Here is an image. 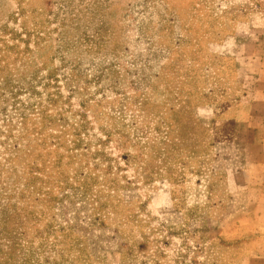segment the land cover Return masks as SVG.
<instances>
[{
	"label": "rangeland",
	"instance_id": "obj_1",
	"mask_svg": "<svg viewBox=\"0 0 264 264\" xmlns=\"http://www.w3.org/2000/svg\"><path fill=\"white\" fill-rule=\"evenodd\" d=\"M256 38L264 0H0L10 264L256 263L224 222L264 165Z\"/></svg>",
	"mask_w": 264,
	"mask_h": 264
},
{
	"label": "crops",
	"instance_id": "obj_2",
	"mask_svg": "<svg viewBox=\"0 0 264 264\" xmlns=\"http://www.w3.org/2000/svg\"><path fill=\"white\" fill-rule=\"evenodd\" d=\"M257 45L260 44V49H262V53L258 54V59L261 60L264 63V40H260L259 38H256ZM264 67V64H263ZM257 83L261 85V91L258 90V96L259 99H257L255 105H252L250 107L251 111V117L249 118V122H246L247 124H256L260 125L263 129L262 135L260 137H257L254 141L255 143L253 145H248V143L245 144V156H250L251 152V146L257 148V150L263 151V154H258V162L264 160V69L261 70V72L257 76ZM261 121H254V120H260ZM259 126V127H260ZM247 141V140H246ZM260 162V163H261ZM263 163V162H262ZM252 168H242V169H232L231 172H233L236 175L241 176H247L248 174H255V171H252ZM256 177H254V180H251L249 183H239V182H232L233 190H236V194L239 193H246L245 196L241 194L240 200V210L233 214L231 217L225 219V223H227V227L230 226V229L236 228L238 226V229L241 230L244 225H247L250 221H254L257 227L259 228L257 237H260V235L264 236V165H259L257 167L256 165ZM249 194V195H247ZM238 223L240 225H238ZM226 227V228H227ZM225 228V229H226ZM220 234H226V230H223ZM222 236V235H221ZM251 253L255 254V259L257 262L255 263V260L251 257L245 258V260L242 262V264H264V244L260 243L257 244V247L255 250L251 251Z\"/></svg>",
	"mask_w": 264,
	"mask_h": 264
},
{
	"label": "trees",
	"instance_id": "obj_3",
	"mask_svg": "<svg viewBox=\"0 0 264 264\" xmlns=\"http://www.w3.org/2000/svg\"><path fill=\"white\" fill-rule=\"evenodd\" d=\"M17 235H18V234H15L14 236L9 237L10 245H9V247H8L9 250L6 251L7 253L2 252L3 249L0 247V252L3 253V254H2V257H0V259L4 257V258L2 259V261H0V264H10V263H11L10 260H11L13 257H15V256L13 255V252L15 251L16 244H17ZM9 251H11V252L8 253Z\"/></svg>",
	"mask_w": 264,
	"mask_h": 264
}]
</instances>
